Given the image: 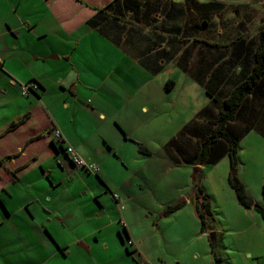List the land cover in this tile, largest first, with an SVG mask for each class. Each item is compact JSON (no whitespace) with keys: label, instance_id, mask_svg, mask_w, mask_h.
Segmentation results:
<instances>
[{"label":"crops","instance_id":"crops-1","mask_svg":"<svg viewBox=\"0 0 264 264\" xmlns=\"http://www.w3.org/2000/svg\"><path fill=\"white\" fill-rule=\"evenodd\" d=\"M86 1L102 6L111 0ZM143 1L153 9L150 13H153L154 20L147 18L148 22H153L148 28L162 31L168 20L165 17L167 0ZM216 3L220 6L215 8V15L226 10L224 5L227 4L218 0L209 2L207 7ZM93 7L78 0H0V264H93V261L98 264L94 252L110 251L116 248V244L122 253L130 256L126 239L131 238V227L125 212L131 211V172L125 178L114 179L108 169L104 170L110 159L102 158L105 148L100 140L110 142L104 137L109 135L107 120L127 131L131 120L122 110L127 106L131 108V96H123L109 88L111 100L103 103L100 92L111 78L104 72L96 84L85 83L83 76L86 72L97 79L98 67H93L92 62L84 63L82 58L88 53V42L94 48L97 60L94 46L107 47L119 55L121 39L131 40V47L147 55L152 54L154 47L149 42H140L141 36L132 30L131 34L122 35L112 27L104 28L102 18L96 17L88 22L95 13ZM135 14L136 11L131 9V27L143 31L140 25L145 26L147 22L141 23ZM250 16L242 13L237 19L250 20ZM170 19L169 26L178 25L176 16ZM206 22L205 26L214 24L212 20ZM242 23L235 21L233 24L236 33L230 38H234L231 42L219 37L208 41V46L196 43L193 49V43H183L184 36L180 33L178 39L170 42V45L174 44L169 49L173 57L168 60H180L181 64L197 54L195 60L199 73L207 65L211 74L207 79L211 85L226 87L233 75L239 76L242 71L248 42L258 41L263 32L261 27L255 34H249L251 31L242 34ZM218 32L223 35L220 27ZM242 40L246 43L241 44ZM168 41L158 49H166ZM220 45L224 47L218 51L213 47ZM131 57L134 58L132 52ZM186 74L193 80L198 76ZM31 83L39 85L40 89L23 96L22 87ZM110 86L120 88V82L114 81ZM86 88L95 91L89 100L95 106L93 108L83 104L86 100L83 90ZM80 104L85 106L81 111L83 116L77 113ZM141 110L148 112L146 107ZM256 110L260 112V109ZM121 115L124 121L120 119ZM261 116L262 113L257 115L255 129L250 132L260 133L264 138V117L261 119ZM55 130L61 132L63 144L53 135ZM125 138L128 139V135ZM68 148L85 162L97 165L100 171L96 174L76 167L67 153ZM148 155L150 158L154 156L152 153ZM124 161L120 166L129 170ZM204 167L198 168L203 171ZM190 180L193 184V178ZM113 190L125 195V210L121 212L111 197ZM179 194L177 198L181 196ZM252 199L255 203L261 202L258 197ZM193 200L194 197L182 199L186 206L192 205ZM236 223L242 225L244 221L238 219ZM134 242L138 251L139 245Z\"/></svg>","mask_w":264,"mask_h":264},{"label":"rangeland","instance_id":"rangeland-1","mask_svg":"<svg viewBox=\"0 0 264 264\" xmlns=\"http://www.w3.org/2000/svg\"><path fill=\"white\" fill-rule=\"evenodd\" d=\"M168 1L169 4L170 2L176 4L172 13L178 11L179 7L182 9L179 13L181 21L177 24L178 28L182 24L181 29L185 37L183 43L188 41L187 45L195 43L196 39L200 41L198 46L203 45V41H213L219 37L229 40L236 33L233 27L235 21L243 22L242 34L249 31H251L249 34H255L261 27L264 33V0H218L234 7L224 5L226 10L216 15L215 10L207 8L209 2L214 0ZM194 5L202 7L195 8ZM247 11L257 13L251 14ZM242 13L247 16L251 14V19H237ZM208 20H212L214 24L205 26ZM218 27L223 29L221 36ZM229 34L232 35L228 36ZM232 40L234 38L229 42ZM89 44L90 42L86 45L88 53L82 59L84 63L92 62L93 67H98L95 76L97 79L94 80L86 72L83 76L84 82L94 85L101 80V74L105 72L106 77L111 79L100 92L103 103L111 100L108 94L109 88L121 92L123 96H131V108L127 106V109L122 110L131 120L126 127L127 131L107 120L105 124L110 127L109 135L104 137L110 142L103 138L100 142L105 148L102 158L110 159L105 164L104 170L108 169L114 179L125 178L131 172V211L124 212L131 227V238L139 245L138 251L134 247H129L130 257L122 253L115 242L116 248L110 251L104 249L98 253L94 252L98 264H215L210 242L213 233L217 251L224 264H264V216L258 210L246 207L244 209L230 183L231 176H237L246 186L248 195L251 198L258 197L261 201L258 203L264 207L262 135L249 132L244 136L237 157L238 166L234 171L231 169L229 157L213 165H206L201 171L200 187L210 202L213 215L210 230L203 232L195 206L197 194L194 183L192 184L190 180L195 178V167H180L176 164L181 159L185 161L193 155L198 143L197 138H203L207 132L189 129L180 136L176 145L170 148L168 146V142L174 137L177 138V134L192 120L198 121L200 125H207L208 120L205 121L207 117L218 109L214 107L215 103L209 105L210 101L211 103L213 101L212 98L217 97L216 88L206 85L207 83L199 84L186 74L200 75L195 60L197 54L191 55L181 64L180 60L165 58L156 60L153 55H146L145 59L148 63L146 69L141 64L139 57L141 54L131 47V40L121 43L118 49L119 55L107 47L99 48L93 44L97 49L98 60L94 56V48ZM89 48L92 51H89ZM191 48L195 46L191 44ZM131 52L134 58L131 57ZM101 67L103 68L99 71ZM114 81L120 82V88L110 86L114 85ZM169 81L175 83L170 91L166 89ZM93 88L97 89L96 86ZM83 91L86 94L83 104L88 108L95 107L90 103L92 99L90 94H94L95 91L91 92L88 88ZM83 104H80L77 111L81 116L85 108ZM208 105L209 107L202 113V109ZM142 107H146L148 112H142ZM261 109L264 111V103ZM88 112L91 114L90 111ZM120 119L124 121V116L121 115ZM60 120L63 123L62 117ZM104 132L106 134V131ZM126 135L128 139L125 138ZM140 146L145 147L154 156L150 158L147 153L140 152ZM90 151L93 153L91 149ZM120 159L125 160L123 163H126L129 170L120 166L122 165ZM178 193L181 195L179 198H177ZM114 194L122 198L125 205V195L113 190L112 199ZM190 197H194L192 205L170 215H164L167 206ZM79 199L83 198L79 197ZM113 201L115 202L114 199ZM115 204L118 206L116 202ZM119 218H122L121 215ZM238 219H242L244 223L237 225ZM92 263L96 264L95 261Z\"/></svg>","mask_w":264,"mask_h":264},{"label":"trees","instance_id":"trees-1","mask_svg":"<svg viewBox=\"0 0 264 264\" xmlns=\"http://www.w3.org/2000/svg\"><path fill=\"white\" fill-rule=\"evenodd\" d=\"M78 1L86 3V5L91 7H93L94 5L90 2H87L86 0ZM144 5L146 6V8H143ZM148 5L149 4L144 2L143 0H111L102 6L94 5L93 9L95 13L88 19V22H92L95 20L96 17H98V19H103L104 28L109 29L112 27L114 30H117L122 35L124 33L131 34L132 30L133 32L137 33V36H141L139 39L140 42L142 40L146 43L149 42V44L155 48L152 49L154 51L157 50L155 53L153 51L150 55H153L156 59H170L173 57V53H171L172 50L169 49H171V46H174V44L170 45V42L178 39V35L182 33V27L178 28V25L171 27L169 26L170 24L168 25V20H171L170 18L176 16V19H179V21H181L179 13L182 11V9L179 7L178 11L172 13L173 6L176 4H171V2L169 4V1L167 0L165 17L168 20L166 27L165 24H163L164 29L162 28V31H159L157 29L150 30L148 27H152L151 24L153 22H148L147 18L153 20L154 18L152 17L153 13H150L153 9ZM219 6L220 4L216 3L215 5H212L207 8H210V10H215V8ZM194 7L201 8L202 6L197 7V5H194ZM168 8H170V10H168ZM131 9L133 11H136L134 17L140 19L138 21H142L141 23L143 24L147 22V24H145L146 27L144 25H140L143 31L131 27ZM216 11L217 10H215V12ZM138 13H142L143 16ZM122 18L126 19L123 20ZM146 29L147 34H144V32H146ZM128 40L121 39L120 42L122 43ZM167 40H169L168 44L166 45L167 48L159 50L158 47L161 45L165 46ZM195 41L196 42L193 43V46H195L199 40ZM243 43L245 44L246 41L242 40L241 44ZM204 44H206V46L210 45L207 42H204ZM247 45L248 46L245 49L246 54L243 56L244 64L242 65L243 67L242 71L240 72V75H233L229 84H227L226 87H214L216 88L218 94L217 97H211L213 99L211 105L215 103L214 107H217L218 109H216L210 117H207V119L205 120L206 122L208 120L207 125H200V123L196 120L191 121L178 133L177 138L172 139L168 145L169 148L173 145H176V143L180 139V136L189 129L191 131L199 129V132L206 130L207 132L203 138H197L198 143L195 151H193L192 153L193 155L190 158H187L185 161L181 159L180 162H177L189 166H194L197 168L194 173L195 178L193 179L194 188L197 194L195 206L197 215L202 224L203 232H207L210 230V222L213 219V215L211 212L210 202L208 201L207 197L204 196L203 190L200 187L201 169H199L198 167L213 165L221 161L222 158L228 156L231 160V169L232 171H234L238 166L237 157L242 139L250 131L255 129V122L258 119L257 115L259 113H262V116L264 117V111L261 109L264 103V33L262 32L258 36V41H249ZM213 47H215L218 51L224 46L220 45ZM140 54L141 55L139 57L141 58V64L145 68H147L148 63L145 59V56L147 54ZM147 56H149V54ZM150 69L151 68H149V70ZM184 70L186 69L184 68ZM208 75L209 72L207 70V65H205V70L201 71L200 75L195 77L196 81L200 84L207 83L206 85L213 87L211 85V82L206 80V78H208ZM209 76H211V74ZM171 85L174 86L173 81L167 83V90H171ZM224 88H227V90H224ZM207 108L202 110V113H204ZM257 108L258 110L260 109L259 113H257ZM262 116L260 117L261 119ZM140 152L151 154V152L143 146H140ZM230 183L233 189L235 190L237 199L241 205L245 206L246 208H255L264 216V207L259 203L254 202V200L248 195L246 186L242 181L238 179L237 176H231ZM262 195L264 198V179L262 186ZM185 206L186 203L184 201L169 205L164 211V215H170L172 213H175L184 208ZM210 242L215 264H224L223 259L220 257L217 251L216 241L212 240Z\"/></svg>","mask_w":264,"mask_h":264},{"label":"built area","instance_id":"built-area-1","mask_svg":"<svg viewBox=\"0 0 264 264\" xmlns=\"http://www.w3.org/2000/svg\"><path fill=\"white\" fill-rule=\"evenodd\" d=\"M39 89H40L39 85L31 83V84H28V85H25L22 87V94H23V96H29L30 93L37 92V90H39ZM53 135L57 138L59 143H61V144L64 143L63 142L64 140L62 138V134L59 130H55ZM66 150H67V153L69 154L73 164L76 167L84 169L87 172L96 173V174L100 171L99 170L100 168L97 165L89 164V163L85 162L72 149L68 148ZM113 198H114L115 202L117 203L120 211H123L124 210V201L122 200V198H120L117 194H114ZM126 244L129 247H137L135 242L130 237H128L126 239Z\"/></svg>","mask_w":264,"mask_h":264},{"label":"water","instance_id":"water-1","mask_svg":"<svg viewBox=\"0 0 264 264\" xmlns=\"http://www.w3.org/2000/svg\"><path fill=\"white\" fill-rule=\"evenodd\" d=\"M211 236H212V240H215V235H214V234H212Z\"/></svg>","mask_w":264,"mask_h":264}]
</instances>
